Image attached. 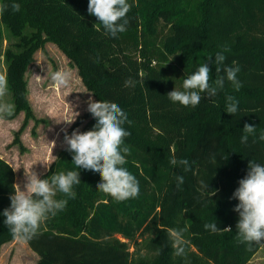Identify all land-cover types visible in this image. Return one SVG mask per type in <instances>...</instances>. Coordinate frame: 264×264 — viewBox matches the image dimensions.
I'll return each mask as SVG.
<instances>
[{"label": "trees", "instance_id": "trees-1", "mask_svg": "<svg viewBox=\"0 0 264 264\" xmlns=\"http://www.w3.org/2000/svg\"><path fill=\"white\" fill-rule=\"evenodd\" d=\"M19 3L14 12L11 4ZM126 31L106 34L88 13V0H4L3 20L20 36L18 50H5L7 83L16 109L32 113L26 70L44 38L55 40L79 65L97 101L116 103L126 114L130 132L124 165L139 181L136 198L117 201L97 190L99 173L77 169L66 146L39 178L75 170L81 182L75 198L49 215L27 240L39 254L38 264H250L264 242L249 246L238 237L239 203L232 198L246 177L249 161L264 165V0H128ZM31 29V31H28ZM3 33L0 30V55ZM227 66H239L235 90L225 77L215 97L202 94L196 107L172 103L167 94L182 90L183 80L201 63H209L210 84L217 76L215 55ZM179 54V55H178ZM212 57L209 61L207 58ZM173 58V59H172ZM235 62V63H234ZM132 80L134 87H125ZM239 111L226 113V97ZM88 113L72 125L93 130ZM245 124L255 126L247 143ZM157 132L161 143L147 145L136 133ZM172 158L186 159L173 166ZM16 171L0 156V253L15 239L3 223L15 194ZM177 176L183 184L177 186ZM215 193V194H214ZM216 222L212 233L204 225ZM231 231H225V228ZM169 229L183 231L185 255L176 256ZM132 246L134 249H132Z\"/></svg>", "mask_w": 264, "mask_h": 264}, {"label": "clouds", "instance_id": "clouds-1", "mask_svg": "<svg viewBox=\"0 0 264 264\" xmlns=\"http://www.w3.org/2000/svg\"><path fill=\"white\" fill-rule=\"evenodd\" d=\"M20 7L19 3L11 4L14 12H19ZM131 7L128 0H88L87 10L89 15L96 17L102 24L106 34L115 38L118 33L126 31L128 24L126 17ZM7 8L8 5H0V13ZM207 59L211 61L212 57ZM225 61L224 54L215 55L216 72H223L224 75H218L214 85L210 84L212 69L209 63H201L183 80L182 90L174 88L167 94L168 99L184 107H196L204 98L202 94H206L208 98L218 94V91L224 87L225 77L235 90L239 91L242 87L237 79L240 68L227 66ZM51 80L60 87H68L71 82V73L66 70L55 71ZM134 86V81L130 79L125 81V87ZM7 90V79L0 75V98L7 94ZM87 110L97 120L93 130L80 132L77 129L71 135H68L65 130L64 142L68 146L67 150L73 153L72 162L77 169L99 173L101 182L97 184V190L113 199L125 201L138 197L139 181L124 167L127 163L126 155L130 153V149L124 146L125 138L130 135V132L123 127L127 121V114L116 103L100 100H89ZM13 111L14 105L0 104V114L10 116ZM238 111V101L233 96H227L226 113L235 116ZM78 115L79 113L76 112V117ZM74 121L75 119L68 123ZM243 130L245 135L241 137V141L247 143L249 134H254L256 129L255 126L245 124ZM260 139L264 140V134L260 136ZM170 163L173 166L183 165L186 170L188 168L186 159L172 158ZM25 175L27 183L23 190L19 184L13 185L15 194L10 196V208L2 213L5 217L3 223L9 228L13 237L23 241L31 240L49 215L54 216L64 209L67 201L56 199L57 194L75 198L73 186L81 182L80 172L75 170L54 173L46 179H40L38 174L32 171ZM176 180L178 187L184 182L183 176H177ZM238 183L239 187L232 197L239 201L234 208V211L239 213L236 225L238 237L242 243L249 246L261 244L264 242V165L250 160L246 177ZM204 228L212 233L221 231L216 222L207 223ZM223 230L231 231L232 229L229 227ZM183 231L186 229H169V237L176 256L185 255Z\"/></svg>", "mask_w": 264, "mask_h": 264}, {"label": "rangeland", "instance_id": "rangeland-1", "mask_svg": "<svg viewBox=\"0 0 264 264\" xmlns=\"http://www.w3.org/2000/svg\"><path fill=\"white\" fill-rule=\"evenodd\" d=\"M3 2L4 0H0V5ZM3 13H0V30L4 38L1 43L0 75L7 79L5 50L8 47L18 50L24 45L18 44L21 38L3 20ZM44 39L43 45L34 51L25 75L32 113H27L26 109L14 112L16 104L9 86L7 94L0 98V104L14 105L12 115L0 114V156L14 167L16 184L22 190L27 183L25 174L32 171L40 176L47 172L52 162L67 146L64 142L65 130L71 135L75 121L68 122L90 113L87 110L88 101H97L93 90L87 87L78 63L55 40ZM59 70L71 73L68 87H60L51 80L53 72ZM76 112L79 113L77 117ZM82 126L83 124L75 130H80ZM135 129L139 136H143L147 145L161 143L162 137L157 132ZM35 254L37 255L27 241L15 238L3 245L0 264H38ZM250 264H264V246Z\"/></svg>", "mask_w": 264, "mask_h": 264}, {"label": "crops", "instance_id": "crops-1", "mask_svg": "<svg viewBox=\"0 0 264 264\" xmlns=\"http://www.w3.org/2000/svg\"><path fill=\"white\" fill-rule=\"evenodd\" d=\"M40 176H41V175H40ZM40 176H39V177H40ZM2 247H3V246H2ZM32 250H33V249H32ZM33 252H35V251L33 250ZM35 253H36V252H35ZM35 255H36V254H35ZM36 256H37V258H38V260H39V259H40V256H39V254H38V253H37V255H36Z\"/></svg>", "mask_w": 264, "mask_h": 264}]
</instances>
